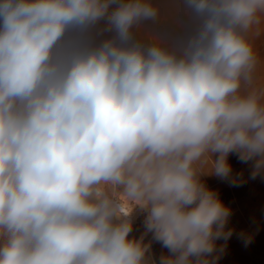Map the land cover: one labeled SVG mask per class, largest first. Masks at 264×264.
<instances>
[{
  "label": "clouds",
  "instance_id": "obj_1",
  "mask_svg": "<svg viewBox=\"0 0 264 264\" xmlns=\"http://www.w3.org/2000/svg\"><path fill=\"white\" fill-rule=\"evenodd\" d=\"M184 7L164 47L133 31L153 0H0V264H219L233 210L207 178L264 180V0Z\"/></svg>",
  "mask_w": 264,
  "mask_h": 264
},
{
  "label": "rangeland",
  "instance_id": "obj_2",
  "mask_svg": "<svg viewBox=\"0 0 264 264\" xmlns=\"http://www.w3.org/2000/svg\"><path fill=\"white\" fill-rule=\"evenodd\" d=\"M159 7V16L153 22H143L134 28L136 39L145 44L159 42L164 47L174 46L178 40L194 27L191 14L184 7V0H153ZM71 35V33H69ZM256 56L253 72V86L264 87V16L258 24H254L246 33ZM234 172L243 170L245 178L250 169L240 163L233 155L229 157ZM210 187L218 189L221 199L233 210L229 227H235L233 236L219 264H264V180L257 178L247 180L242 186L231 187L227 182L215 177H208ZM136 234L142 231L140 218L136 221ZM254 234L252 243L245 247L238 237L242 231ZM222 243V241H221ZM158 257L161 248L153 245Z\"/></svg>",
  "mask_w": 264,
  "mask_h": 264
},
{
  "label": "bare ground",
  "instance_id": "obj_3",
  "mask_svg": "<svg viewBox=\"0 0 264 264\" xmlns=\"http://www.w3.org/2000/svg\"><path fill=\"white\" fill-rule=\"evenodd\" d=\"M139 218H140V217H137V220H138ZM137 220H136V221H137Z\"/></svg>",
  "mask_w": 264,
  "mask_h": 264
}]
</instances>
